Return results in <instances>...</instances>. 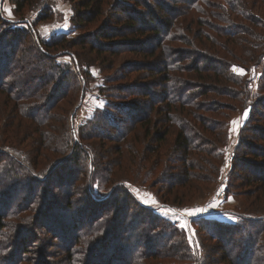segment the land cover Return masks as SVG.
I'll return each mask as SVG.
<instances>
[{
  "label": "trees",
  "instance_id": "trees-1",
  "mask_svg": "<svg viewBox=\"0 0 264 264\" xmlns=\"http://www.w3.org/2000/svg\"><path fill=\"white\" fill-rule=\"evenodd\" d=\"M28 1L15 0L17 12ZM75 1L81 11L75 15L73 29L80 34L74 38L60 33L41 41L30 30L31 22L28 28H15L0 17V182H22L29 193L33 190V198L25 207V194L15 209L0 203V259L8 253L9 264L45 263L44 252H39L38 260L31 255L36 253H32L34 245L28 238H23L26 226L6 222L3 229L1 225L4 210L10 216L22 207L26 225L31 222L38 227L35 220L46 215L43 221L50 222L40 227L43 230L65 222H51L53 214L47 216L51 210L70 215L65 225L71 226L72 233L65 243H55L67 257L49 256L55 262L106 264L107 257L119 252L111 246L115 224L98 215V209L106 211L101 202L106 195L92 196L90 183L85 191L91 199H85L98 207L89 215L92 207L84 205L74 222L66 210L72 208V194L66 190L70 174L58 178L64 182L63 204H54L44 187L56 173L74 163L84 161L86 174L91 175L98 155L95 142L101 140L114 150L110 149L114 154L113 175L115 181L122 180L119 185L132 201L130 208L149 218L152 232H167L161 251L150 257L158 260L155 264L161 260L166 263V259L176 264H242L239 250L247 248L250 255L251 240L257 246L264 237L263 224L243 223L247 218L236 225L204 221L198 231L209 229L210 233L202 239L197 231L203 253L198 255L184 230L134 202L125 185L132 177L135 181L150 178L161 167L156 175L159 180V175L171 169V161L177 162L172 170H176L179 181L176 177L169 182V194L180 188L185 195L199 185L218 181L229 113L244 108L249 101L247 80L234 75L231 68L264 66V0ZM251 1L256 11L250 9ZM49 18L45 14L40 20ZM121 54L129 55L132 61L114 69ZM62 55L72 64L60 63ZM94 64L101 72L111 70L98 88L105 105L74 131L72 115L77 106L72 107L81 102L90 78L88 69ZM256 100L251 105L250 122L239 132L232 165L238 171L243 169L239 180L254 192L264 186V101ZM20 184H15V191ZM120 203L118 199L114 202L113 213L121 211ZM94 215L98 218L91 221V231L80 234L83 245L75 250L78 231L88 223L83 218L90 220ZM81 220L85 225L79 226ZM250 229L256 230L252 234ZM57 237L61 235L54 236V241ZM258 246L263 247L262 242ZM126 250H130L127 260L122 253V258L115 255L110 264H143V250ZM243 264L250 263L245 259Z\"/></svg>",
  "mask_w": 264,
  "mask_h": 264
},
{
  "label": "rangeland",
  "instance_id": "rangeland-1",
  "mask_svg": "<svg viewBox=\"0 0 264 264\" xmlns=\"http://www.w3.org/2000/svg\"><path fill=\"white\" fill-rule=\"evenodd\" d=\"M14 2L15 0H0V17L4 18L5 21L11 22V24L13 23L12 27L28 28V24L31 22L33 26L30 28V30L36 34V37L41 41H47L53 36L59 35L60 33H64L68 38H74L76 35L80 34V31H74L73 29V26L75 25V15L81 11L78 9L80 4L75 0H30L22 6L20 12H17L16 3ZM251 4H253L252 1L250 2V7ZM250 9L256 11L255 5ZM45 14L50 17L49 20L41 21L40 18ZM91 28H93V25ZM129 58V55L121 54L114 63V69L131 62L132 60ZM58 61L60 63L72 64V60H70L67 55H62L58 58ZM234 68L236 69L235 71L233 70ZM262 68H264L263 65H250L247 68L242 66H233L231 68V71H233L234 75L247 80L246 82L248 85L249 101L246 106L244 105V108H239L238 111L229 113L230 117L227 120L228 124L226 128L227 138L225 141V147L222 148L223 162L220 167L222 175L217 182H212L210 185L208 183L199 185L196 191H191L185 195H183V190L180 188H174L175 191L169 194L167 191L169 182H173L176 177L177 181H179L178 176H176V170H172L174 169V165H177V162L171 161V169L159 175V180L156 179V175L161 171V167L158 168V170L155 169L150 178H142L135 181L134 177L131 176L132 178L129 179L131 182L126 183L125 185L129 191L133 193L134 202L140 206H143L148 211H154L155 215L165 220L167 223L169 222V224L175 226L177 229L184 230L188 242L194 245L198 250V255L203 253L202 249L197 247L199 243L197 231L204 225V221L215 220L223 225H236L237 223H233L231 219L235 217L238 220V223H242L243 219L247 218L248 221L246 220V222L243 223L247 224L250 221L252 224H256V227L261 224L264 225V186L262 190L259 189L254 192L252 187H248L244 181L242 182L239 180V178H241L244 174L243 169L238 171L237 168L234 169V166L232 167L233 163L235 162L233 157L236 156L238 139L241 137L239 132L242 131L241 129H244L246 125H248L252 116L251 111L253 110H251V105L253 102L257 103V98H260L262 101H264V90H262L264 86V71ZM240 70H243V74L240 73ZM88 72L90 78H88V82L85 87V93L81 99V102L79 105L75 104V106L72 107L73 110L77 106V109H74L72 115L74 131L77 130V127L80 124L90 120L97 111L102 110L103 106L105 105L103 96L99 93L98 88L103 85L104 77L108 73H111V70H105L101 72L99 67L94 64L90 65ZM245 112H247L246 119L244 118ZM233 121L239 122L238 127L233 125ZM95 144L96 146H94L98 152V155L97 159L93 160L94 166L92 168L91 175L86 174V163L84 161L81 163L78 162V164H71V168L64 172L56 173L54 178H52L53 180L49 179L47 181L48 183L44 186L45 192L48 194V198L52 197V199H54V204H63L61 203V200L63 199L65 193L61 192V187H64V184H62L64 182L59 181L58 178L61 177V175H68L69 173L70 180L68 176H66L68 178L66 181L71 183L70 186H66V190L70 189L68 191H71L72 200L70 202V206H72L74 209L68 206L69 209L66 210L69 211L71 215H73V221L77 222L80 218V212L83 211V208L81 207H84V205H91L93 211L89 215H92L94 213V209L98 207L94 206L96 203L93 205V201L88 204V201L90 202V200L87 201L85 199V197H90L91 199V196H89L85 191L86 187L91 183L93 190L92 196L95 194L98 196L106 195V197L103 198V201H101L105 204L103 209L106 211L103 213L102 210L98 209V215H100V218H103V220L106 219L107 221H111L115 224L113 227L114 229L112 230V234L115 237L114 240H112L114 245H110L114 247L113 250L119 252L107 257L106 264H110V262L113 261L115 255L118 256L120 254L118 257L122 258V253L124 254L123 257L125 260H127V253L130 250L126 249H132L133 251L143 250V264H150L149 262L155 264V262L158 260H153L150 257H152V253L159 250L161 251L163 244L166 242L167 236L165 234L167 232L157 229L152 232L150 230L151 225L149 218L145 214L140 213V211L136 212L130 208L129 205H131L132 201L127 197L125 192L121 190L122 185H119L122 180L117 181L120 179H116L115 181V177L113 175L115 173V166L112 162L114 154L110 151V149L114 151L113 148L109 149L108 147L110 145L108 143L102 142L101 140L96 141ZM151 144L152 143L149 145ZM162 153H165L163 155L164 159V156H166L165 149H162ZM147 167L149 166L147 165ZM119 168L122 169L123 166ZM88 177L90 178L89 181ZM24 182L26 183V186H28V183L26 181ZM20 183L12 181L6 183L8 185H4V181H1L0 190L2 188L3 190L0 191V203H4L6 205L8 204V206L15 209L18 201L21 198V195L25 194L23 207L28 205L33 198V190L29 193L28 188L21 186L25 184ZM15 184H20L18 189L19 191L14 190L17 188L15 187ZM42 187L43 185H41V188ZM113 197H115V200L111 201ZM117 199L118 201H121L120 208L122 209L118 213L117 211L113 213L112 211L114 210V202ZM108 203L111 204L108 205ZM164 203H169L172 206L164 205ZM210 205H216V207H210ZM17 207L20 208V205ZM23 207L20 209L18 214L10 216H7V212L4 210V216L1 218V225H3V229L4 226H7L6 222H10L13 225L18 224L19 226L23 224V226H26L23 232V238H28V243L30 245H34L31 247V249H33L32 253L36 254L31 255L36 257V260H38L40 256L39 252L42 251V253L44 252V264H63L51 260L49 256H57L60 254L61 256L65 255L64 258L66 259V252L61 250L60 253L59 246L55 245V243H65L66 239H68L72 233V231H70L71 226L69 227L65 225L67 223L66 219H68L70 215L64 213V210H59L58 213L55 212L56 214H54V212L51 210V212L47 215L50 216L53 214L50 217L52 218L51 222H65L64 224L62 223L61 226L56 224L55 226L50 225V227H48L46 230H43L40 229V227H43L47 225L48 222H50L48 219L43 221L45 218L43 216L46 215H43L40 218L38 217V219L35 220V222L38 223V227L31 222H29L30 225H26L23 223V218L26 216V211H24ZM195 209H208V211L201 215L190 216L189 213L193 212ZM96 218H98L97 215L92 216V219L90 218V220L89 217L83 218L85 221L88 220V223L83 229L78 231L79 237L81 233L91 231V221H94ZM101 223L103 222L101 221L100 224ZM82 225H85V222L81 220L79 226ZM115 227L118 228L117 231L115 230ZM255 230L256 229H250V232L253 234ZM198 233L203 239V236H207V234L209 235L210 232L209 229H205L198 231ZM58 234L61 235V238L57 237L54 241L53 237ZM244 237L245 239L248 238L246 236ZM36 238H38V240H36ZM81 239L82 238L80 237L77 245L74 246V249L83 245V240ZM243 242L246 243L245 240H243ZM261 242L263 247L258 246ZM45 243L47 244V247L45 246ZM203 243L208 245V242L206 241ZM252 244L253 241L251 240L252 247L249 245L250 255L246 250L247 248L245 250H239L238 257L242 261V264L245 259L248 260L250 264H264V237L262 236V239L259 240L257 246H253ZM210 256L212 257L211 254ZM10 259L11 257L8 253L6 256L2 255L0 264H9V262H11ZM166 261L168 262L164 263L165 261L161 260L158 264H171L177 262L171 259H166Z\"/></svg>",
  "mask_w": 264,
  "mask_h": 264
},
{
  "label": "snow or ice",
  "instance_id": "snow-or-ice-1",
  "mask_svg": "<svg viewBox=\"0 0 264 264\" xmlns=\"http://www.w3.org/2000/svg\"><path fill=\"white\" fill-rule=\"evenodd\" d=\"M233 70L235 71L236 69L234 68ZM240 73L243 74V70H240ZM244 118L245 119L247 118V112H245ZM232 123H233L234 126L238 127V123H239L238 121H233ZM210 207H216V205H210ZM207 211H208V209H195L193 212H190L189 215L190 216H192V215H201V214L206 213ZM231 219H232L233 223H238V220L235 217H233ZM197 247H198V245H197Z\"/></svg>",
  "mask_w": 264,
  "mask_h": 264
}]
</instances>
